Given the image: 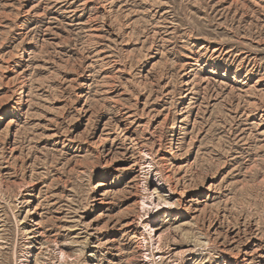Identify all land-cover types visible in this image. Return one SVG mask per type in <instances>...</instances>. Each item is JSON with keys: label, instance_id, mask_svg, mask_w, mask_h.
<instances>
[{"label": "rangeland", "instance_id": "374dc122", "mask_svg": "<svg viewBox=\"0 0 264 264\" xmlns=\"http://www.w3.org/2000/svg\"><path fill=\"white\" fill-rule=\"evenodd\" d=\"M0 264H264V0H0Z\"/></svg>", "mask_w": 264, "mask_h": 264}, {"label": "bare ground", "instance_id": "6f19581e", "mask_svg": "<svg viewBox=\"0 0 264 264\" xmlns=\"http://www.w3.org/2000/svg\"><path fill=\"white\" fill-rule=\"evenodd\" d=\"M157 176H158V174H156V177H157ZM158 180L163 181V179H162L161 177H160ZM156 193H158V190H155L153 194H156ZM164 203H165V204H169V203L166 202V201H164ZM149 204L152 205V206H155V208H158V206L160 205V204H155L153 198L150 199ZM145 205H146V202L144 201V202H143V206L145 207ZM148 251H149V249H147V250H146V254H144V255H146L145 257H147V258H148V256H149V255H147Z\"/></svg>", "mask_w": 264, "mask_h": 264}]
</instances>
